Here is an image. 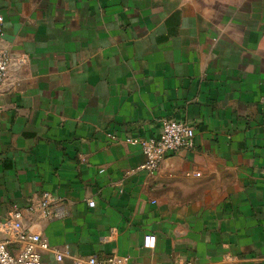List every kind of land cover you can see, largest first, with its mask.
Segmentation results:
<instances>
[{
    "label": "crops",
    "instance_id": "1",
    "mask_svg": "<svg viewBox=\"0 0 264 264\" xmlns=\"http://www.w3.org/2000/svg\"><path fill=\"white\" fill-rule=\"evenodd\" d=\"M0 4V221L55 197L40 264H264V0ZM170 118L195 146L150 173L125 138Z\"/></svg>",
    "mask_w": 264,
    "mask_h": 264
},
{
    "label": "built area",
    "instance_id": "2",
    "mask_svg": "<svg viewBox=\"0 0 264 264\" xmlns=\"http://www.w3.org/2000/svg\"><path fill=\"white\" fill-rule=\"evenodd\" d=\"M3 14L0 4V37L3 35ZM9 67V58L0 53V86L5 80ZM125 141L136 144L145 156L142 169L153 173L160 162L169 155L182 149L190 150L195 146L193 127L175 118L163 120L157 137H126ZM102 171V169L100 170ZM198 174V173H197ZM55 197L49 192L41 193L37 202H30L23 209L15 208L7 217L0 221V264H40L42 253L50 250L48 241L38 232H32L23 223V215L26 213H39L43 218L52 219L62 217L64 214L53 211ZM95 202L88 200V206L94 207ZM142 245L153 249L156 245V236L147 233L143 236ZM55 258L60 261L64 253L53 249ZM128 256H108L97 260L95 257L87 259L88 264H129ZM75 260L74 264H80ZM178 264H192L191 261L178 262Z\"/></svg>",
    "mask_w": 264,
    "mask_h": 264
}]
</instances>
